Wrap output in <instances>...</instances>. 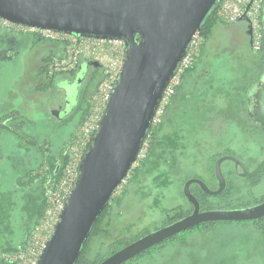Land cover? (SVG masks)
I'll return each mask as SVG.
<instances>
[{
  "label": "rangeland",
  "instance_id": "rangeland-1",
  "mask_svg": "<svg viewBox=\"0 0 264 264\" xmlns=\"http://www.w3.org/2000/svg\"><path fill=\"white\" fill-rule=\"evenodd\" d=\"M217 18L219 21L204 40L192 68L183 74L174 95L161 105L156 115L152 124L153 149L147 153L148 142L145 140L135 164L113 194L108 209L88 241L86 256L91 260L104 254L108 256V248L117 239L134 240L163 226L175 211L190 209L191 204L183 194L184 182L197 178L210 188H216L214 167L220 156L233 155L243 159L251 168L253 160L264 155V141L256 134L245 135L241 131L251 126L244 119L246 92L259 78L262 55L252 49L245 21L227 22ZM34 44L38 48L41 43ZM50 48L53 57L63 55L56 46ZM34 50L27 48L19 62L1 69L0 101L9 99L8 92L18 89L20 82L24 107L40 105L39 111L28 109L27 116L31 126L41 132L40 137L44 133L53 134L59 144L66 139L62 149L65 159L59 168L61 173L72 158L73 150L69 146L74 145L77 152H86L90 145H87L86 135L76 142L73 138L77 136L84 117L95 113L97 107L102 108L99 100L93 98L100 81L94 90L92 86L82 95L79 107L85 112L78 122L75 125L69 123L65 131L55 132L49 108H54L56 101L46 103L42 99V96L48 98L52 95L40 94V101L34 95H31L34 100L29 98L28 89L37 65L33 59L40 55ZM32 60L35 62L29 64ZM74 69L56 71L54 78H60L62 73L74 75ZM57 94L55 90V98ZM2 104L6 105V102H0ZM47 121L52 122L51 126L46 124ZM54 164L60 166V162ZM231 167L232 161L221 163L225 189L230 187L226 198H207L213 204L222 201V206L214 209L234 208L232 206L237 203L257 201L264 196L263 174L259 179L245 180L232 173ZM0 178L3 179V173ZM5 186L10 188L11 184L7 182ZM227 201L233 205L223 204ZM49 229L44 225L39 236L43 237ZM160 244L124 264H264V220L200 224Z\"/></svg>",
  "mask_w": 264,
  "mask_h": 264
},
{
  "label": "water",
  "instance_id": "water-1",
  "mask_svg": "<svg viewBox=\"0 0 264 264\" xmlns=\"http://www.w3.org/2000/svg\"><path fill=\"white\" fill-rule=\"evenodd\" d=\"M217 0H0V17L26 26L69 33L76 37L121 39L125 58L108 95L98 129L83 154L78 175L67 196L50 237L36 264H75L91 228L117 188L135 164L148 130L177 64L185 55L192 36ZM250 2L246 5L248 9ZM264 24V8H263ZM251 37V25L245 15ZM251 44V39H250ZM85 65L100 66L93 59ZM259 111L257 122L264 124V64L260 79L251 89ZM56 114V112H55ZM224 160L240 166L242 177L257 174L263 159L250 171L233 155H222L214 174L212 189L197 178L184 182L183 194L193 206L190 213L135 238L97 264H124L126 261L200 224L256 221L264 218V200L230 209L201 210L190 185L196 183L207 195L224 191L221 171ZM55 167L54 173L57 172Z\"/></svg>",
  "mask_w": 264,
  "mask_h": 264
},
{
  "label": "flooded vegetation",
  "instance_id": "flooded-vegetation-1",
  "mask_svg": "<svg viewBox=\"0 0 264 264\" xmlns=\"http://www.w3.org/2000/svg\"><path fill=\"white\" fill-rule=\"evenodd\" d=\"M37 37V35L29 32L17 33L0 27V75L3 72L1 71L3 67V69H5L16 62H19L27 48H35V54L36 51H39L40 55L33 59L36 60V62H34L35 64L37 63V65H35L34 68L35 76H33L32 84L29 85L30 88L28 89L30 90L29 98L34 100L38 97L40 101V96L38 95L51 94V97L49 96L48 98H45V96H42L43 98H41L46 103L48 101H56L55 107L49 108L51 117L54 119V123L52 124L53 129L55 132L65 131L69 123L75 125L78 122L81 110L79 106L82 95L90 91L91 87L97 80L101 68L100 66L94 67L93 65L84 66L85 59H83L74 69V75H71L72 73L63 75L64 73H62L60 78L55 79L54 72H50L49 70L52 62L51 56L53 54V52L50 51V47L56 46L62 52V46L47 39H40L37 41L35 39ZM250 39L251 37H249V40ZM34 43H41L40 47L37 48ZM33 60L29 64H33ZM46 67L47 69L45 71ZM18 86V89H14V91L12 89L8 92L10 96L9 99L0 101L6 102V105H0V171L4 170L9 178L21 171L23 163L33 164L34 167H36L38 162L48 159L53 160V162H60L59 160L62 159L64 155V153L62 154V149H64L63 143L66 140L65 139L64 142L60 144L56 143L53 139V134L48 133H44V135L40 137L41 132L35 130V128L31 126L30 119L27 116L30 112L28 109L39 111L40 105L30 106L29 108L24 107V101H22L23 90L20 82L18 83ZM55 90L58 92L56 98L54 97ZM254 91L250 90L246 93L244 119H246L251 126H249V129L242 128L241 131L245 135L256 134L264 141V124L256 121L258 115L255 111H259V109L258 107H255L256 97ZM31 95H34L35 98ZM51 123L52 122L50 121L46 122L48 126H51ZM67 136L68 133L65 135V138H67ZM152 137L153 133L148 132L146 137V143L148 142L147 153L153 149V143L151 141ZM263 157L264 155L259 160L254 159L253 163L251 162L253 164L251 168L246 166V162L243 159L240 160L244 163L246 169L250 171L263 159ZM59 168L60 166H58L57 171ZM230 170L232 173L242 177L240 175L242 169L240 166H235L234 162H232ZM262 174L264 175V167L257 174L242 178L256 180L259 179ZM190 190L194 195L203 192L196 183L190 185ZM263 200L264 199L260 201ZM189 204L191 203L189 202ZM192 209L193 206L188 213H190ZM259 220L257 221L259 222ZM168 223H165L164 225Z\"/></svg>",
  "mask_w": 264,
  "mask_h": 264
},
{
  "label": "built area",
  "instance_id": "built-area-1",
  "mask_svg": "<svg viewBox=\"0 0 264 264\" xmlns=\"http://www.w3.org/2000/svg\"><path fill=\"white\" fill-rule=\"evenodd\" d=\"M249 2L250 5L246 10V5ZM215 6L216 15L227 22L238 21L241 16L245 15L251 25L252 49L257 50L262 47L264 44V24L262 19L264 0H217ZM0 27L17 33L29 32L42 39L53 40L59 43L62 46L63 55L53 57L49 67L50 72L72 70L83 59H93L100 63L102 79L97 86L93 98L99 100L102 108L97 107L95 113L91 112L84 117L83 121L79 124L77 136L73 138V141L76 142L83 135H86L88 136L87 145H89L98 129L110 90L114 86L116 78L122 69L125 58L124 42L121 39L76 37L69 33L22 25L2 17H0ZM203 43L204 37L198 30L188 43L184 57L177 64L174 74L165 88L153 122L156 120V115L160 112L161 105L167 103L171 96L174 95L183 74L195 63ZM69 147L73 150L70 162L62 169L57 178H54L50 173L46 176L44 196L47 204L42 217L31 229L25 245L18 250L4 253V260L12 264L37 263L43 247L53 231L54 225L59 220L67 196L78 175L81 158L85 153L75 151L73 149L74 145ZM44 225L49 226L50 229L43 237H40L39 232L42 231Z\"/></svg>",
  "mask_w": 264,
  "mask_h": 264
},
{
  "label": "trees",
  "instance_id": "trees-1",
  "mask_svg": "<svg viewBox=\"0 0 264 264\" xmlns=\"http://www.w3.org/2000/svg\"><path fill=\"white\" fill-rule=\"evenodd\" d=\"M215 8H216V6L214 5L210 9V11L207 13L204 20L201 23L199 32L204 37V40L207 39V37L209 36L214 25L216 24L217 21H219L217 18L216 12H215ZM35 39L38 41L41 38L37 37ZM255 51L260 52V54L262 55L261 61H260L261 73L259 75V78L255 81L254 85L252 86V84H251L250 87L247 89V92H249L252 88H254V86L256 85L258 80L260 79V77L262 75V71H263L264 44L262 45V47L260 49H257ZM53 56H54V54H52L51 58ZM46 69H47V67L45 68V71H46ZM49 77H51V76H49ZM100 77H101V73L98 74L97 80L93 85V90L95 89L97 83L100 81ZM84 112H85V110L81 109L80 118L82 117ZM148 132L153 133V137L151 138V141H152L154 139V132H153L152 126L148 130ZM64 157L65 156H63L62 160L60 161V168L64 163L63 162L65 159ZM32 165L33 164L23 163L21 171L19 173H17L16 175H12L10 178H9V176H7V174H5L4 170L0 171V173H3V179L0 178V264H12L11 262L4 260V256H3L4 253L15 251V250H18L19 248H21L23 246V244L26 242L27 237H28L31 229L34 227V225L42 217V215L45 211V208H46V204H47L45 196H44V183L46 180L45 174H47V172L49 171V173L54 178H57V176L59 175L60 170H58L56 173H54V169H55L54 167H56V166H55L53 160H51V159H48V160H45L42 162H38L36 167H34V165L33 166ZM47 165H48V167H47ZM243 179H245V178H243ZM245 180H247V179H245ZM252 180L253 179H250V181H252ZM7 182L11 184L10 188H6V187H8V186H5V184ZM229 187L227 189H225L223 192H221L220 194H217L215 196L207 195L203 192L198 193V194L196 193L195 195L199 201L201 209L206 210V209H212V208H216L218 206H222V201L218 202V203L215 202L213 204L209 200H207V198L208 197H211L213 199L226 198V195L229 193V191H228ZM262 199H264V196L257 201H253V202L242 201L240 203H237L236 206H232V207L238 208V207L252 205V204L258 203V201H260ZM223 204L233 205L230 203V201H227V203H223ZM109 205H110V203H108L106 205V207L104 208L102 213L98 216L96 222L93 224L91 231H90V234H89V237L87 238V241H86L77 261L75 262V264H97L104 257H106L104 254V256H102V257H98L94 260H91L89 257L86 256V250H87L86 246H87V243L90 240L98 222L100 221V219L102 218V216L106 212V210L108 209ZM191 208H192V206H191ZM191 208L186 210V211H182V210L175 211L169 217L168 222H170L172 220H176V219L188 214V212L191 210ZM261 220H264V218H261ZM244 222H247V221H244ZM249 222L257 223L258 221L256 220V221H249ZM210 223H213V222H210ZM145 233H143V234H145ZM143 234H141V235H143ZM130 241H132V239H129V240L128 239H117L114 243H112L110 245L107 253L111 254L115 250H117L120 247L124 246L125 244L129 243ZM160 245L158 244L154 247L156 248V247H159ZM154 247H152V248H154ZM143 253L137 255L136 257L141 256ZM136 257H134V258H136ZM134 258H132L128 261H131Z\"/></svg>",
  "mask_w": 264,
  "mask_h": 264
},
{
  "label": "bare ground",
  "instance_id": "bare-ground-1",
  "mask_svg": "<svg viewBox=\"0 0 264 264\" xmlns=\"http://www.w3.org/2000/svg\"><path fill=\"white\" fill-rule=\"evenodd\" d=\"M217 3V2H216ZM216 3L214 5H216ZM82 61V60H81ZM77 67V66H76ZM146 140V139H145ZM145 142V141H144ZM91 144V143H90ZM145 144V143H144Z\"/></svg>",
  "mask_w": 264,
  "mask_h": 264
},
{
  "label": "crops",
  "instance_id": "crops-1",
  "mask_svg": "<svg viewBox=\"0 0 264 264\" xmlns=\"http://www.w3.org/2000/svg\"><path fill=\"white\" fill-rule=\"evenodd\" d=\"M255 83V82H254ZM254 83H252V86L254 85Z\"/></svg>",
  "mask_w": 264,
  "mask_h": 264
}]
</instances>
